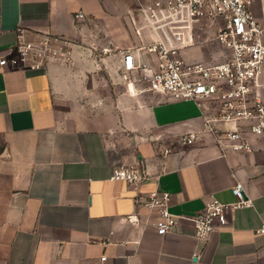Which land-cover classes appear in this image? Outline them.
I'll list each match as a JSON object with an SVG mask.
<instances>
[{
  "label": "crops",
  "instance_id": "1",
  "mask_svg": "<svg viewBox=\"0 0 264 264\" xmlns=\"http://www.w3.org/2000/svg\"><path fill=\"white\" fill-rule=\"evenodd\" d=\"M145 1L0 0V56L18 27L71 41L68 61L0 69V264H264V138L250 136L253 153H223L194 102L124 80L126 50L155 69V56L138 50L158 38ZM249 9L264 27V0ZM189 131H200L192 144L181 139ZM135 163L149 181L112 179L116 166ZM237 181L253 205L203 242L186 220L159 235L158 210L141 203L167 191L171 213L194 215L212 198L234 202Z\"/></svg>",
  "mask_w": 264,
  "mask_h": 264
},
{
  "label": "built area",
  "instance_id": "2",
  "mask_svg": "<svg viewBox=\"0 0 264 264\" xmlns=\"http://www.w3.org/2000/svg\"><path fill=\"white\" fill-rule=\"evenodd\" d=\"M140 7L148 29L158 38L138 50L155 56V69L146 64L142 53L126 50L121 69L124 80L133 81L134 87L143 82L145 91L167 100L194 102L203 112L202 131L221 152L253 153L250 136L264 138V27L250 11L249 0H148ZM76 18L84 20L87 15L80 11ZM204 22L213 28L223 59L188 61L182 51L195 44ZM136 32L141 34L139 29ZM70 43L62 35L18 27L15 47L0 56V69L41 68L53 61H68ZM136 70L142 76H136ZM127 90L133 92L129 85ZM199 133L189 131L181 139L192 144ZM112 179L137 187L149 181L151 174L141 163L121 164ZM232 192L234 202L212 198L204 209L189 216L170 212L167 191L152 190L141 203L158 210L155 228L159 235H168L186 220L193 225L194 238L203 242L229 223L230 213L253 205L243 182L237 181ZM257 233L264 236V221Z\"/></svg>",
  "mask_w": 264,
  "mask_h": 264
},
{
  "label": "rangeland",
  "instance_id": "3",
  "mask_svg": "<svg viewBox=\"0 0 264 264\" xmlns=\"http://www.w3.org/2000/svg\"><path fill=\"white\" fill-rule=\"evenodd\" d=\"M202 27L204 30L200 31L201 36L197 38L194 45L185 48L182 51V55L184 56V58L191 62L202 60L203 57L208 61L223 59V55L221 53H218V51L222 50V48L215 41L213 28L209 27V25H206L205 22ZM200 48H203L204 53L203 55L202 53H200L201 55L197 53V55H200L197 56L193 51H196Z\"/></svg>",
  "mask_w": 264,
  "mask_h": 264
}]
</instances>
